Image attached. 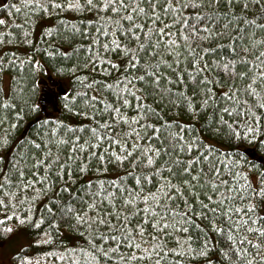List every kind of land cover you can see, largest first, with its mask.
I'll list each match as a JSON object with an SVG mask.
<instances>
[{
    "label": "snow or ice",
    "instance_id": "1",
    "mask_svg": "<svg viewBox=\"0 0 264 264\" xmlns=\"http://www.w3.org/2000/svg\"><path fill=\"white\" fill-rule=\"evenodd\" d=\"M33 2L21 0L20 7ZM38 6L89 12L94 19L74 29L87 39L83 60L60 69L73 73L81 89L76 95L53 80L39 101H3L17 121L35 113L37 129L22 146L26 151L11 160L0 153V223L15 219L39 228L44 221L22 206L58 188L65 195L57 199L54 191L45 211L75 221L85 238L79 249H67L71 255L57 257L68 264H185L195 256L203 264H264V155L255 157L259 165L249 160L257 150L264 154V0H49ZM12 9L20 10L0 0V12ZM10 66L0 57V72ZM39 67L37 61L33 72ZM82 68L109 75L90 78ZM61 97L66 108L90 115L91 124L74 127L50 113L44 118L47 104L55 109ZM7 119L0 117V124ZM191 123L201 125L199 136ZM109 165L123 176L66 179L103 173Z\"/></svg>",
    "mask_w": 264,
    "mask_h": 264
},
{
    "label": "trees",
    "instance_id": "2",
    "mask_svg": "<svg viewBox=\"0 0 264 264\" xmlns=\"http://www.w3.org/2000/svg\"><path fill=\"white\" fill-rule=\"evenodd\" d=\"M9 0H4L8 3ZM57 2L67 3L74 2V0H57ZM11 3L17 4L20 8L19 12L15 9L10 10L11 15L5 12H0V19L9 21L8 26L0 25V57L4 58V65L11 62L10 67H3L0 72V117L8 116V119L0 124V137H4L7 133V144L0 147V153H7V159L17 155L18 150L22 149L25 140L33 136L37 129V124L31 123V116L35 113L25 116L23 120L17 121L12 115V109L3 108V101L10 99V102L16 103L20 98L27 99L31 97L32 101H39L40 97L46 92L45 85L51 84L53 80L57 81L60 87L64 88L70 95H76L80 91L76 79L71 71H60V69H71L72 65L77 62L78 58L83 60L85 49L81 45L87 43V39L82 38L78 31L88 26V20L94 19V14L89 12H81L75 9L61 7L59 9L49 8L47 12L43 11L38 5L44 4L48 6L49 0H34L33 4L27 7H20L21 0H11ZM11 33L9 36L8 34ZM50 33V34H49ZM26 35L28 43L23 42V37ZM31 57V60L26 59ZM114 62H117L115 58ZM23 63H20V62ZM39 62V69L33 72L32 68L36 62ZM99 67V66H97ZM84 75H89L90 78L94 75L97 79H104L108 73H101L98 70L89 73L86 69H81ZM8 76L10 79L9 90L7 96L3 87V78ZM76 75H80L77 72ZM115 75V72L112 73ZM107 95V92L104 93ZM43 103H46L43 102ZM68 103L62 97L57 104V108H53L47 104V112L42 113L44 118L55 120H62L65 124L80 127L83 124L85 127L91 124V116H84L78 114L76 110L72 109V105L66 108L64 105ZM75 103V102H73ZM58 109V110H57ZM181 119L186 120V116H181ZM9 124H16L17 127L9 129ZM190 127L196 129L195 134L199 136L201 125L191 123ZM27 129V131H25ZM21 132L24 133L23 138L20 137ZM219 147V145H217ZM246 147L252 148L251 144ZM10 149V151H9ZM227 149H222L226 151ZM264 155L258 150L256 153L249 156L252 165H259L261 161L255 157ZM90 167L95 170V162L90 164ZM123 167H127V162ZM123 172L120 169L109 165L106 172L93 175V172H86L80 175H73L66 177L72 181L83 182L86 179H120ZM253 176H258V173H253ZM55 180L54 176L49 177V181ZM38 188L40 186H37ZM13 191L15 189L13 188ZM58 195L55 198H60L63 193H59L58 188H50L47 192L39 195V198L31 204L23 205V209L31 207L32 216L34 220H43L39 228L28 227L18 223L17 220H9L0 223V242L6 241L13 234L25 231L31 243L25 248L16 253L12 257V264H68L67 259L61 261L57 259L58 256L71 255L67 251L70 248H77L85 243V238L81 237L83 229L77 231L75 221H70V218H61L59 215L53 216L51 213L45 211V206H50V200L53 198V192ZM25 195L31 196L34 193L26 192ZM47 197V198H46ZM20 199H24L21 196ZM17 211L13 208V212ZM21 216L23 211L19 213ZM12 215V212H9ZM0 219H2V212H0ZM71 223V226H70ZM11 227V232H5L3 229ZM213 233H209L211 237ZM37 241H40L37 243ZM46 241V242H45ZM211 246V245H210ZM195 248L196 245L194 244ZM211 257V252L209 253ZM27 257V259H24ZM185 264H203L201 257H191L185 261ZM215 264V261H213Z\"/></svg>",
    "mask_w": 264,
    "mask_h": 264
},
{
    "label": "rangeland",
    "instance_id": "3",
    "mask_svg": "<svg viewBox=\"0 0 264 264\" xmlns=\"http://www.w3.org/2000/svg\"><path fill=\"white\" fill-rule=\"evenodd\" d=\"M10 79L3 78V87L6 93L9 90ZM31 243L28 234L20 231L10 236L6 241L0 242V264H12V257Z\"/></svg>",
    "mask_w": 264,
    "mask_h": 264
}]
</instances>
